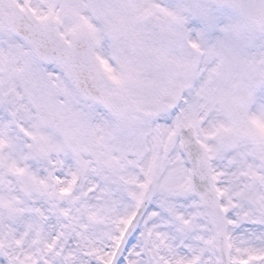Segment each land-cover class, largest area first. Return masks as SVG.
<instances>
[{
  "label": "snow or ice",
  "instance_id": "snow-or-ice-1",
  "mask_svg": "<svg viewBox=\"0 0 264 264\" xmlns=\"http://www.w3.org/2000/svg\"><path fill=\"white\" fill-rule=\"evenodd\" d=\"M0 264H264V0H0Z\"/></svg>",
  "mask_w": 264,
  "mask_h": 264
}]
</instances>
